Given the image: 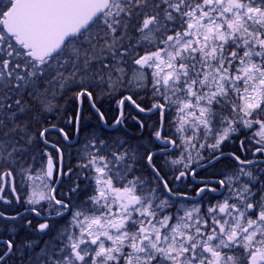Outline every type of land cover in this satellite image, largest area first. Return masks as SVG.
<instances>
[{"label": "snow or ice", "instance_id": "obj_1", "mask_svg": "<svg viewBox=\"0 0 264 264\" xmlns=\"http://www.w3.org/2000/svg\"><path fill=\"white\" fill-rule=\"evenodd\" d=\"M0 202V264H264V0H0Z\"/></svg>", "mask_w": 264, "mask_h": 264}, {"label": "trees", "instance_id": "obj_2", "mask_svg": "<svg viewBox=\"0 0 264 264\" xmlns=\"http://www.w3.org/2000/svg\"><path fill=\"white\" fill-rule=\"evenodd\" d=\"M141 102L144 103L145 105H147L148 100H147V98H145ZM84 103H85V106L82 108V114L83 115H82V120H81V125H82V133L80 134L81 139H83L85 137V135L87 134V132H88L89 129H94V128H97L98 126L99 127H102L101 125H99V121H98L96 115L94 117H91V116L86 115V113L89 112V107H88L87 101L84 102ZM97 103H98V106L101 108V110L106 113V116H107V119L109 120V122H112L114 120V118L116 117L117 109H115L113 107V104H111V103H109V105H106L105 102L104 103L103 102H97ZM76 110H77V102L75 100H71L70 99L68 101V105H67V108H66V114L65 115L66 116H72V115L75 114ZM125 110L126 111L129 110L127 105H126ZM132 113L137 114L135 111H132ZM65 115H62L61 117H58V118H54L52 120V122L58 124L60 127H64V125H65L64 122L66 120L65 119ZM152 119H155V117H152ZM129 124H130V127L128 128L126 134H128V135L131 136L132 133L134 132V127L131 126V122H129ZM71 128H72V126H71ZM71 130L69 132L70 135H71ZM103 131L105 133H116V132H120L121 134H125L124 130L123 129H120L119 127L116 128V129H114V130H106V129H103ZM132 138L134 139V136ZM52 140L54 142H57V143L61 144V145L64 144V141H63L62 137L59 136L56 133H55V136L52 138ZM75 148L77 149V147H75ZM76 149H74V150L68 149V151L72 153ZM230 150L235 151L234 148H232ZM165 158H166V156H164V157H158V155L155 157V160H156V163L158 164V166H160V164H161V166L163 165V163L165 161ZM167 158L169 160L175 159V157H173V156H168ZM227 159H229V158H227ZM71 162H72L73 166H75V164H76L75 158H72V161ZM231 165H232V163L228 162L227 165H226V167H231ZM220 168L221 167H219V166L210 167L207 171H204L203 172V175H209V174L215 175V174H217L216 173L217 170H221ZM163 172H164V170H163ZM164 173L167 174L168 176L173 175V171L170 172V173H167V172H164ZM176 174H178V169L176 170ZM2 209L6 213H16L20 209H24V207L21 206V204H20L18 206L12 207V208L4 207ZM28 218H33V217H28Z\"/></svg>", "mask_w": 264, "mask_h": 264}, {"label": "flooded vegetation", "instance_id": "obj_3", "mask_svg": "<svg viewBox=\"0 0 264 264\" xmlns=\"http://www.w3.org/2000/svg\"><path fill=\"white\" fill-rule=\"evenodd\" d=\"M86 101H87V100H85L84 102H86ZM84 102H83V106H82V108L85 106V103H84ZM104 102L106 103V105H109V103L113 104V107H114L115 109H117V104H116V100H115V99L105 97L104 100H103V103H104ZM87 104H88V107H89V112L86 113V115L91 116V117H94V116L96 115V114H95V111L90 107L88 101H87ZM97 104H98V103H97ZM125 108H126V106H125ZM87 109H88V108H87ZM82 115H83V114H82ZM116 115H117V114H116ZM132 115H136V114H135V113H132ZM64 128H65L68 132H70V130L72 129V130H71V135H70V137H71V139L73 140V145H72L69 149H70V150H74V149H76L75 147H76L77 145H79V143H76L77 141H79V136L76 135V133L74 132L73 128H71V125L67 124L66 126H64ZM104 129H106V128H104ZM55 133L59 135L58 132H56V131H52L51 134H50V136H51V137L54 136ZM59 136H60V135H59ZM62 139H63V138H62ZM65 143H66V142L64 141V144H65ZM64 144H63V145H64ZM232 148H234L235 151H238V145H237V146L228 145V146L225 147V151H226V152H227V151H232V150H230V149H232ZM156 150L158 151V149H156ZM164 156H166V154H158V157H164ZM171 156H173V157L176 158L175 155H171ZM228 162L232 163V161H231L230 159L223 158L221 161L217 162L215 166H219V167H221L220 169L222 170V169H224V168L226 167V165H227ZM160 167L162 168L161 164H160ZM162 170H163V169H162ZM221 170H217L216 173H219ZM204 171H205L204 169H199V170H198V172H199V178H201V179H208V180H211V179H213L214 176L216 175V174H215V175H211V174H209V175H203V172H204ZM169 178L171 179L173 186L176 187L179 191H182V192H184V191H188V192H190V193H194V188H193V187L185 188V187L183 186L184 184H189V182L191 181V177H189L187 180H184L183 182L175 181V179H174V175L169 176ZM193 183H194V182H193ZM13 215H14V214H13Z\"/></svg>", "mask_w": 264, "mask_h": 264}, {"label": "rangeland", "instance_id": "obj_4", "mask_svg": "<svg viewBox=\"0 0 264 264\" xmlns=\"http://www.w3.org/2000/svg\"><path fill=\"white\" fill-rule=\"evenodd\" d=\"M104 98L101 99V100H99V101H97V102H103ZM64 123H65L64 126H66V120H65ZM84 138L80 142H82L84 140ZM71 154H72V158H75V161L77 162L76 150L73 151ZM162 169L164 170V172H167V173H170V172L174 171L171 165H169L168 167H165L164 166V163L162 165ZM19 179H20L19 177H16V187H17V190H18L17 194H19L22 199H26L27 195L30 193L31 190L29 188L25 187V186H21V184L19 183ZM6 194L8 195V198L9 199H14L11 196V193L8 191L7 188H6ZM1 204H0V207H3V206H1ZM15 205L17 206L18 204H16L15 202H13L11 205H7V207L12 208V207H15ZM4 206H6V205H4ZM21 206L26 207V205H23V204H21Z\"/></svg>", "mask_w": 264, "mask_h": 264}]
</instances>
